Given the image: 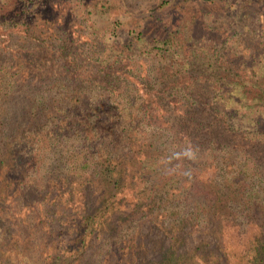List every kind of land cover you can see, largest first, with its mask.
<instances>
[{"label":"trees","instance_id":"trees-1","mask_svg":"<svg viewBox=\"0 0 264 264\" xmlns=\"http://www.w3.org/2000/svg\"><path fill=\"white\" fill-rule=\"evenodd\" d=\"M248 5V39L220 56L170 33L151 61L135 39L85 58L63 16L62 43L0 61V264H264V11ZM188 142L199 158L168 166L191 176L166 174Z\"/></svg>","mask_w":264,"mask_h":264},{"label":"rangeland","instance_id":"rangeland-1","mask_svg":"<svg viewBox=\"0 0 264 264\" xmlns=\"http://www.w3.org/2000/svg\"><path fill=\"white\" fill-rule=\"evenodd\" d=\"M7 1L10 0H0V5ZM214 1L20 0L24 11L22 15L12 18L0 16V61L9 63L22 55L28 58L37 57L38 53L32 51L39 39H47L54 45L62 43V34L50 37V28H55L48 21L52 20L50 17L58 21L66 17L65 24L60 25H63L62 28L65 30L71 29L77 33L73 40L79 45L78 54L85 58L100 59L104 56L103 50L107 51L111 44L135 39L140 48L131 51L130 54L142 61H151L152 58H148L153 56V53L150 54L151 51L161 46L160 42H154V40L162 39L170 33H173L176 41L190 39L196 42L214 40L219 44L225 42L226 50H221L218 53L220 56L226 51H232L231 47L236 49V44L248 39L249 31L244 30L246 27L233 23V15L239 14L240 8H243L245 12L248 4H236L239 0ZM53 3L56 4L55 8L49 9V5ZM248 8L249 11L257 9L264 11V0L256 7L250 4ZM69 20H71L70 23H67ZM24 22L34 27V31L37 29L38 39L29 38V35H26L25 25L21 26ZM39 31L45 34H39ZM237 31L238 34H236ZM140 32H142L143 40ZM190 35L193 37H189ZM257 53H264V48L257 50ZM235 55L238 54L233 56ZM15 89L19 91V95L25 91L24 86ZM33 252V250L26 251L24 255L30 260ZM103 257L100 254L89 264L97 260L101 262ZM75 263L83 264L80 260H75Z\"/></svg>","mask_w":264,"mask_h":264},{"label":"clouds","instance_id":"clouds-1","mask_svg":"<svg viewBox=\"0 0 264 264\" xmlns=\"http://www.w3.org/2000/svg\"><path fill=\"white\" fill-rule=\"evenodd\" d=\"M200 149L197 145L188 142L186 143L180 151L172 152L168 157L165 165V173L168 175L176 174L180 172V174L184 175L185 177L191 176L190 170H180L179 167H172L168 166L171 164V161L176 160H188V161H196L199 158Z\"/></svg>","mask_w":264,"mask_h":264}]
</instances>
